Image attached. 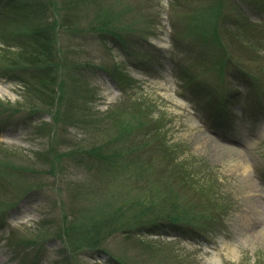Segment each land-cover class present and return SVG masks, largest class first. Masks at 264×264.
<instances>
[{"label": "rangeland", "instance_id": "374dc122", "mask_svg": "<svg viewBox=\"0 0 264 264\" xmlns=\"http://www.w3.org/2000/svg\"><path fill=\"white\" fill-rule=\"evenodd\" d=\"M0 259L264 264V0H0Z\"/></svg>", "mask_w": 264, "mask_h": 264}, {"label": "trees", "instance_id": "16d2710c", "mask_svg": "<svg viewBox=\"0 0 264 264\" xmlns=\"http://www.w3.org/2000/svg\"><path fill=\"white\" fill-rule=\"evenodd\" d=\"M96 27H98V25H92L91 27H90V29L92 30V31H96V32H98V34H103L102 33V31L103 30H99V28H96ZM102 28H103V26H102ZM10 65H12V64H10Z\"/></svg>", "mask_w": 264, "mask_h": 264}, {"label": "bare ground", "instance_id": "6f19581e", "mask_svg": "<svg viewBox=\"0 0 264 264\" xmlns=\"http://www.w3.org/2000/svg\"><path fill=\"white\" fill-rule=\"evenodd\" d=\"M0 263H1V259H0Z\"/></svg>", "mask_w": 264, "mask_h": 264}]
</instances>
